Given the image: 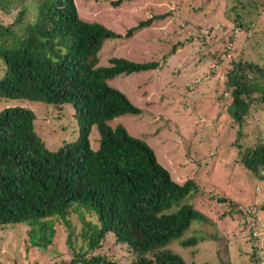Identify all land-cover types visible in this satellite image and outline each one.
Here are the masks:
<instances>
[{"label": "trees", "instance_id": "1", "mask_svg": "<svg viewBox=\"0 0 264 264\" xmlns=\"http://www.w3.org/2000/svg\"><path fill=\"white\" fill-rule=\"evenodd\" d=\"M26 1L0 0V14L14 15L12 22L0 16V97L65 110L75 121L74 138L49 146L35 127L34 110L0 108V230L14 229L27 251L35 248L42 254H57L53 245L63 239L67 258L52 264H120L119 258L109 257L108 239L123 246L127 264H188L167 246L193 221L210 222L184 201L197 192L196 184L190 178L174 180L145 139L130 134L122 123H110L120 114L141 112L110 79L153 70L159 63L112 55L107 66L98 65L107 38L131 37L154 18L118 32L83 20L75 0H33L30 20ZM124 1L135 0H110L114 6ZM238 3L240 11L234 9L231 18L238 28L248 27L246 22L261 9L254 6L248 12L244 0L231 4ZM256 39L258 45L247 44L254 46L251 52L241 48L225 61L233 52L227 48L208 60L225 70L229 94L224 105L237 125L232 143L237 160L264 181V133L252 118L254 111L264 114V41ZM208 45L204 41L202 47ZM189 78L196 84L193 75ZM246 117L256 124L250 130ZM93 129L99 135L96 148L90 141ZM197 242L196 237L181 239L182 245ZM15 264H21L19 258Z\"/></svg>", "mask_w": 264, "mask_h": 264}, {"label": "rangeland", "instance_id": "2", "mask_svg": "<svg viewBox=\"0 0 264 264\" xmlns=\"http://www.w3.org/2000/svg\"><path fill=\"white\" fill-rule=\"evenodd\" d=\"M32 1H26L30 20L35 12ZM75 1L83 20L101 22L118 32L154 18L150 26L131 37L107 38L98 52V65L107 66L112 55L159 63L153 70L120 73L110 79L141 110L120 114L110 123H122L130 134L145 139L174 180L190 178L197 186V192L184 201L210 222L193 221L167 249L181 254L188 264H264V181L237 160L232 144L237 125L224 105L229 94L225 70L222 64L208 60L230 48L233 52L223 57L229 60L241 48L251 52L258 45L256 38L264 41V0H244L248 12L257 6L261 13L246 22L248 27L239 24L241 28L231 18L234 9L240 11L239 3L233 7L232 0H135L117 6L110 0ZM0 16L4 22L14 19L13 14ZM204 41L211 46L202 47ZM249 41L254 46H247ZM205 53L203 64H196ZM190 75L196 84L189 82ZM13 105L35 111V127L49 146L74 138L75 121L65 110L45 102L0 97V108ZM253 116L264 133V114L254 111ZM246 122L247 130L256 125L249 117ZM92 131L90 141L96 148L99 135ZM15 235L14 229L0 230L3 264H15L17 258L21 264H52L61 256L67 258L63 239L53 245L57 250L53 255L50 250L45 254L35 248L27 251ZM190 237L198 242L181 244V239ZM106 247L109 257L127 264L123 246L108 239Z\"/></svg>", "mask_w": 264, "mask_h": 264}]
</instances>
